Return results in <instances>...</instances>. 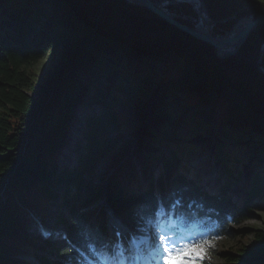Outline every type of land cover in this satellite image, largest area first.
<instances>
[{"label": "trees", "instance_id": "trees-1", "mask_svg": "<svg viewBox=\"0 0 264 264\" xmlns=\"http://www.w3.org/2000/svg\"><path fill=\"white\" fill-rule=\"evenodd\" d=\"M206 3L216 20L264 8V0ZM181 4L183 13L196 16L192 3ZM180 20L192 24L190 19ZM235 21L219 22L213 32H226ZM263 43L261 25L238 52L231 53L126 0H0V264H29L24 255H38L46 246L49 241L41 222H45L50 199L55 196L52 180L72 183L79 189L83 186L110 153L115 141L108 138L112 125L118 126L124 119L115 104L149 99L160 80L157 69L161 66L173 71L171 77L161 80L166 83L171 78L173 88L186 94L189 107L183 115L195 118V122L182 131L173 128V100L168 89L139 112L141 125L150 118L160 126V131L149 128L148 132L156 134V143H163L171 154L165 161L159 159L163 166L159 174L150 177L137 210L150 221L158 220L163 212L166 225L172 227L169 220L174 218L177 224L186 225L192 236L208 240L238 236L234 225L247 218L254 199L264 201V164L257 168L243 199L237 200L229 188L240 178V150L252 154V161L264 159V73L256 61ZM58 47H62L59 63L44 81L35 83L30 69L47 50ZM80 101L93 109L85 119L84 139L76 149L78 161L59 171L58 159L69 141L71 120ZM207 125L214 126L223 140H217L215 147L227 178L226 183L220 178L216 193L182 171H192L187 155L195 152L196 144L191 138L202 130L210 131ZM246 135L252 138L249 144ZM229 142L234 146L224 145ZM207 143H212V137ZM157 155H145L144 159L147 162L154 157V165ZM130 171L139 179L137 168ZM146 173L141 170V179L148 178ZM117 178H113L111 188L113 206L120 212L131 206L119 205L124 195H120ZM72 188L66 185L62 196L67 218L59 215L68 241L56 253L73 262L90 264V258L102 264V252L108 249L103 236L107 231L106 208L100 206L93 214L82 211L76 204L81 196ZM103 199L101 191L89 198L91 203ZM94 214L97 221L90 220ZM137 229H142L140 222ZM213 252L219 253L216 249ZM220 254L230 264H264V231L240 247L238 255ZM41 260L42 264L62 262L45 255Z\"/></svg>", "mask_w": 264, "mask_h": 264}, {"label": "rangeland", "instance_id": "rangeland-1", "mask_svg": "<svg viewBox=\"0 0 264 264\" xmlns=\"http://www.w3.org/2000/svg\"><path fill=\"white\" fill-rule=\"evenodd\" d=\"M181 3H189V2L184 1ZM181 3L171 4L170 7L176 13H180L187 16L189 15L188 17H182V18L190 19L192 17L190 14H186L182 12ZM194 9L196 11V16H199V11L196 10L195 6ZM193 16L196 17L195 15ZM231 16L232 18H236V20L239 18L237 16V13ZM232 18L228 17V19H232ZM190 20L192 24H194L195 19L192 17V19ZM219 22L222 21H218V23ZM218 23H216L215 26ZM43 24L44 23H42L40 29L42 28ZM215 26L210 25V28L212 29ZM211 32L215 35L213 29L211 30ZM216 35H224V32L217 33ZM61 52H62V47L50 48L49 50H47V52L42 56V58L30 69L29 71L30 78L37 84L44 81L49 75L51 69L59 63ZM259 55L260 52L258 54V57ZM157 72L160 75V80L154 85V90L152 91V95L150 96L149 99H145L142 101L139 99H133L130 101H125L124 104L120 102L115 104L118 112L124 116V119L119 122L118 126L112 125V128L108 134V138L115 141L110 148V153L108 154V156L104 157L99 162L97 169L93 174H91L86 178L83 186L79 189V188H75V186L72 183L63 182L58 184L56 180H52V188L54 191V195L57 196V198L55 200L53 199L50 201L51 209L49 211L52 212L55 211L57 213L61 212V214L67 218L68 208L67 206L64 205V201L61 193L64 192V187L66 185L72 186L73 187L72 189L77 191V194L81 196L79 202L77 201L76 204L82 209V211H86L93 214L94 212L98 211L100 206H104L110 211L109 216L107 214V219L105 218L106 219L105 223H107L106 224L107 231L109 234L111 233L115 236H117L118 233L119 235H121L119 239L120 241L118 243L120 244L121 252H125L127 248H130L131 250L133 249V242L126 241V239H133L132 237L133 234L131 233V230L128 229L129 226L127 227V225H131L132 222L134 221L145 222L144 218L137 210V204L140 202L141 199L140 195L142 191L149 185V180H150L149 178L153 174H159L160 168H162L161 166H163L162 161H158L156 164L152 165V160L154 157L150 161L148 160L147 162L144 161V156L150 154L155 156L157 155L156 153H159L158 156L163 160L164 155H166L167 157L171 154L170 151L165 148V145L163 143L161 142L156 143V141L154 140V138L157 137L156 134L150 135L148 132L149 128H153L156 131H160L161 130L160 126L154 124L152 119L150 118L147 120L145 125L143 124L141 125L140 121L138 120L139 112L142 113L147 103H150L152 99H154V101L157 100V98H159L163 94V92L166 89H168L170 93V98L173 100V104L170 107L172 109V113L174 115L175 124H176L173 125V128H179L178 130L182 131L184 127L189 128L195 122V118L189 120L185 118L183 115L187 113V109L189 107L188 98L186 97V94L184 92H181L173 88L171 78L166 83H164L161 80L166 75H169V77H171V73L173 71H170L165 66H161L157 69ZM104 80H106V78H104ZM82 99H85L87 101L86 96H83ZM80 103H79L80 105L78 104V116H76V118L71 121V126L69 129L70 136L73 140L72 142H74L78 138L80 139L81 142L83 141L84 133H85L84 130L86 127L84 116L88 113V110L93 109V107L91 109V107H89V105L85 101H80ZM207 126L210 131L202 130L201 134L195 133L194 137L191 138V143L196 144V148H195V152L189 153L187 157L189 158L188 162L191 161L195 163L196 161L199 160V162L203 163L204 165L203 167L205 168H203L200 163H197V165L201 166L200 168H203L202 172L205 171L203 172L204 178L200 180V183L201 185L204 186L205 189L213 190L214 188H216L217 183L220 180L219 178L224 180L223 183H226L227 174L223 166H220L221 165L220 161L215 160L213 163H210L211 159L214 156L216 158V151L215 149H213V147H215L216 145V141L219 140L220 142H222L223 140L222 138L218 137L217 130L214 126L212 125H207ZM230 129L235 130L234 127H230ZM73 132H75V134H73ZM249 136L250 135H246V139H245L246 144H249L252 141V138ZM209 137H212V143H207V139ZM224 145L228 147L234 146L232 142L224 143ZM140 146H144L141 152L139 151ZM261 147L262 144L258 145L255 151L259 150ZM66 148L64 149L63 153L60 155L58 162L59 163L65 162L67 160L69 163L70 162L74 163L76 156L74 150L75 145L72 144L70 141H68V143L66 144ZM240 151L238 152L240 154V165H239L241 170L240 178L237 180L236 183H230L229 185V188H231L232 190L230 191V193H232L235 196V198H237V200H241L244 198L245 191L247 190L246 188V184H247L246 182L248 179L247 173L248 172L250 173L251 171L253 172V167L251 165L258 168L259 166L264 164L263 158L260 159L255 158L252 161L251 159L253 156L252 154L248 156V154L244 153L245 151L244 152L243 151L240 152ZM218 159L221 160L220 158ZM209 163L212 164V166L215 165L216 163H220L219 168L217 167L218 175L215 176L213 174L209 175L210 171H214V169L210 171L207 170V168H209L210 166ZM143 165L145 166L143 167ZM140 167H143L142 170L147 169L146 175H148V178L147 177L144 178L146 180H143V184L141 182V177H140L141 176ZM130 168L132 170H135L137 168L136 173L139 179H135L133 177L135 174L133 175V172L131 173ZM222 169L224 176L221 177ZM259 172H262L261 169L259 170ZM261 175H263V173H261ZM115 176H118L117 180L119 186L118 188L121 191L120 195L122 194L124 195L123 197L120 196L121 202L119 205L124 207V205L127 204L131 206V209L122 208L120 212L113 210L112 207V204L114 202L112 197L113 188H111V186L113 185V178ZM124 178L125 180L123 181ZM251 178L252 175L250 174L248 179L249 182L251 181ZM126 179H128L127 183L125 182ZM262 181L264 182V179ZM221 184L222 182H220V186ZM208 187L209 188L214 187V188L209 189ZM215 190L218 191V189ZM99 191L103 193L104 199L102 201L92 200V202L94 203H91V201L89 200L90 195ZM127 199L129 200L127 201ZM258 203L259 201H257V199H254L253 202L251 203L252 209L249 212L247 218L240 224L234 225L235 226L234 228L239 231L238 236L236 237L223 236L212 239L210 242L211 244L214 245V247L205 245L202 258L195 257V264H230L227 260H225V257H223L220 253L228 252L238 255L240 247L249 244L254 239L258 231L261 230L264 231V201L260 202L259 204ZM90 220L97 221L98 220L97 215L94 214L92 217H90ZM49 222L52 223V220H50ZM118 222L121 225H123L125 229H123ZM119 227L121 228L119 229ZM47 228L48 225L45 227V230H47ZM65 228H66L65 226H61L48 231V232H52V238L56 240L57 244L67 241L66 238L67 230ZM120 231H125L126 233H121ZM168 233L171 234L170 232ZM63 236H65L64 241H63ZM149 236H152V233L149 234ZM163 236H165L168 240H170L169 244L168 243L166 244L165 249H169L173 251H175V249L178 247H182L183 245L181 244V242L185 241L183 237L178 238L179 244L177 245L176 244L177 239L170 238L169 235H167V231H163ZM152 237L154 238V236ZM158 241H160V237L158 238ZM155 242L157 244V241ZM214 249L218 250L219 253L215 254L213 252ZM48 253L52 257H54L52 251ZM166 256H168V252L164 251L163 257L162 259L161 258L160 259L163 262H165L164 257ZM178 259H179L178 257L170 259L168 261V264H177ZM186 259H192V258L186 257ZM62 260L64 263H71L69 260L63 258ZM150 260L151 257L149 259L148 264H150ZM34 262L36 264H42L41 261H39V259H36ZM243 264H250V263L244 262Z\"/></svg>", "mask_w": 264, "mask_h": 264}, {"label": "water", "instance_id": "water-1", "mask_svg": "<svg viewBox=\"0 0 264 264\" xmlns=\"http://www.w3.org/2000/svg\"><path fill=\"white\" fill-rule=\"evenodd\" d=\"M130 4H136L143 6L145 8L150 9L152 12L156 13L157 15L165 18L170 23L176 25L177 27L183 29L184 31L190 33L191 35L215 45L216 47L221 48L222 50L229 51L231 53H236L242 47L246 39L249 35L254 31L259 25L264 24V9L258 12H251L249 15L252 16L249 24L246 26L245 30L243 31L239 40L234 44H229L222 36L214 35L209 32H204L198 28V26L191 23H184L180 19L182 17H186V15L176 13L170 7L171 3H174L176 0H126ZM200 4V12L206 14L210 19V25H215L218 21L227 20L220 19L216 20L209 10V7L206 3V0H197ZM232 18V16L230 17ZM242 16L239 17L236 22L233 24L232 29L238 25V22L242 20ZM263 58H264V43L261 47L260 55L257 59V66L258 68L264 73V65H263Z\"/></svg>", "mask_w": 264, "mask_h": 264}, {"label": "bare ground", "instance_id": "bare-ground-1", "mask_svg": "<svg viewBox=\"0 0 264 264\" xmlns=\"http://www.w3.org/2000/svg\"><path fill=\"white\" fill-rule=\"evenodd\" d=\"M184 1H188L189 3L191 2V3H193V5L195 6V8H196V10L197 11H199V16H196V17H194V16H192L194 19H195V22H194V24L196 23V25L198 26V28L199 29H201L202 31H204V32H209V33H212L211 32V30L212 29H214V28H210V19L208 18V16L206 15V14H204V13H202V12H200V9L201 8H199L200 7V4H199V2L197 1V0H176L174 3H171V4H176V3H181V2H184ZM197 1V2H196ZM198 4H199V6H198ZM150 10V9H149ZM250 13H248V14H246V15H243L242 17V20H240V22H238V25H236L233 29H232V27L228 30V31H226V32H224V35H219V36H222V38H224L229 44H231V45H234L238 40H239V38L241 37V35H242V33H243V31L245 30V28H246V26L249 24V22H250V20L252 19V16L251 15H249ZM189 16V15H188ZM187 15H186V17H188ZM192 17L190 18V19H192ZM183 22V21H182ZM185 23V22H184ZM215 26V25H214ZM210 28V29H209ZM213 34V33H212ZM216 35V34H215ZM144 161H145V159H144ZM210 163H211V161H210ZM209 163V164H210ZM219 165H220V163H216L215 165H213L214 166V168H213V166H212V164H210V166H209V168H207V170H212V169H214V171H210L209 172V175H218V169H217V167L219 168ZM145 165H143V167H144ZM202 167L204 166L203 164L201 165ZM143 167H140V169L142 170V168ZM203 168H205V167H203ZM203 168H199V169H203ZM147 170V169H146ZM217 172H216V171ZM250 170H251V168H250ZM203 172H205V171H203ZM207 173V172H206ZM215 173H217V174H215ZM220 174V173H219ZM134 177V176H133ZM144 176H142V178H143ZM212 177V176H211ZM219 177V176H218ZM132 179V178H131ZM150 179V178H149ZM220 179V178H219ZM125 180V179H124ZM143 180L144 179H141V182H142V184H143ZM127 181H128V179H126V183H127ZM132 182V181H131ZM217 186H218V183H217ZM216 186V187H217ZM216 189V188H215ZM53 200V199H52ZM51 205V204H50ZM51 209V207L49 206V210ZM117 211V210H116ZM49 214V212L47 213V215ZM163 213H160L159 214V216H162V217H164L165 218V214H163ZM142 216V215H141ZM105 218L107 219V212H106V215H105ZM106 219H105V222H106ZM119 223V222H118ZM107 224V223H106ZM45 225V224H44ZM44 225H42V226H44ZM123 229H125V227L123 226L122 227ZM130 230V229H129ZM67 233V232H66ZM131 233L132 234H134L132 231H131ZM111 234V233H110ZM112 236H111V241H112V239L115 237V235H113V234H111ZM140 238H142V239H145L144 240V242H149V241H151L152 242V245H151V247H150V249L148 250V247H147V245H145L144 243H142V242H138L134 237H133V239H126V241L128 242V241H130V242H133V251H134V253L141 259V263L140 264H148V262H149V259H150V257H151V259L152 258H154L155 256H156V254H157V252H158V250H157V248H156V242L155 241H157V244H158V237L156 238L155 236H154V238H156L155 240H153V237L152 236H149V234H145V235H142ZM114 243V245H117L116 243L117 242H115V240L113 241ZM60 244H62V243H60ZM155 245V246H154ZM155 249H156V251H155ZM127 250H131L130 248H127ZM115 251V249H113V250H111V252H102L104 255H107V256H109V255H111L113 252ZM155 252V253H154ZM154 253V254H153ZM150 262H151V260H150Z\"/></svg>", "mask_w": 264, "mask_h": 264}, {"label": "snow or ice", "instance_id": "snow-or-ice-1", "mask_svg": "<svg viewBox=\"0 0 264 264\" xmlns=\"http://www.w3.org/2000/svg\"><path fill=\"white\" fill-rule=\"evenodd\" d=\"M119 235V233L117 234ZM167 238L163 235L160 236V240L163 242ZM208 245L210 247H214L213 244L207 239H201L199 241H193L191 244H185L182 247H178L173 250L165 249L166 252H168V256L164 257L165 264H168V261L170 259L178 257L177 264H195V257H201L204 251V246ZM186 257H191L192 259H186ZM107 260V258H104ZM121 264L123 262L121 261Z\"/></svg>", "mask_w": 264, "mask_h": 264}]
</instances>
